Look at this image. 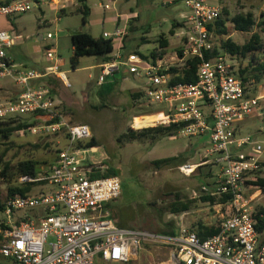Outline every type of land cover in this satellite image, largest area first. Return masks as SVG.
<instances>
[{
  "label": "built area",
  "instance_id": "built-area-1",
  "mask_svg": "<svg viewBox=\"0 0 264 264\" xmlns=\"http://www.w3.org/2000/svg\"><path fill=\"white\" fill-rule=\"evenodd\" d=\"M178 1L185 3L187 11L178 21L180 45L176 54L167 58L159 45L156 59L136 53L125 57L122 47L128 33L127 16L125 25L103 33L114 40V51L112 58L100 65L99 83L125 66L137 78L147 80L142 89L144 99L156 106L167 105L155 111H162L166 117L154 122L185 123L179 131L184 136L209 135L208 155L218 154L216 160L224 165L220 182L214 189L203 185L202 192L230 195L223 202L228 211L217 226L218 232L202 238L186 228L170 235L119 226L105 205L121 195V180L117 175L96 176L106 171V163L93 160L86 154L89 148L79 146L80 141L93 136L90 126L70 123L58 108L51 88L32 84L34 79L57 75L67 87L72 85L61 70L56 49H47L50 64L43 71L22 67L7 50L23 35L0 30V78L9 76L20 87L17 98L0 102V120L33 115L43 118L32 126L34 133L67 135L51 171L41 177L22 175L19 179L21 183H37L34 187L50 188L37 194L11 196L0 212V260H8L9 264H96L98 259L127 263L137 257L145 243L155 242L166 245L177 264H264V232L257 229L256 211L243 185L249 174L264 167V144L251 135H238L241 122L261 114L263 95L249 92L248 85L235 73L234 57L216 42L211 25L224 16L223 4L170 0ZM31 2L1 3L0 17L26 13L32 9ZM100 6L112 8L108 2ZM54 36L52 32L47 34V38ZM193 59H200L198 80L174 82ZM245 147L251 150L245 152ZM190 165L180 168L188 174L185 167Z\"/></svg>",
  "mask_w": 264,
  "mask_h": 264
},
{
  "label": "rangeland",
  "instance_id": "rangeland-1",
  "mask_svg": "<svg viewBox=\"0 0 264 264\" xmlns=\"http://www.w3.org/2000/svg\"><path fill=\"white\" fill-rule=\"evenodd\" d=\"M209 1L223 4V8L229 11V14L223 11L224 17L228 19V25H232L231 19L237 13L254 14L256 25L252 31L231 33L236 43L247 42L256 31L261 33L264 41V31L260 30L264 28L260 26L264 23V0ZM106 2L111 4V9L100 6V3ZM31 4V10L13 17V21L19 24L24 38L19 39L9 51L18 65L36 71L50 63L46 58L48 48H55L58 51L63 60L61 70L66 71L72 84L70 87H67L65 82L62 83V87L60 84L53 85L56 87L55 98L58 108L68 120L90 126L98 140V147L96 151L89 148L86 154L93 160H104L106 170L111 167L119 176L122 193L118 198L106 203L118 223L128 228L154 232L171 228L196 231L201 223L217 227L227 215L228 207L223 206L221 212H225V215L221 216L215 203L203 199L205 194L202 192V186L211 187L218 184L224 165L216 160L218 154L208 155L209 136L189 137L177 133L173 137H163L157 142H152V138L147 137L120 143L118 137L129 127L138 129L160 125L161 123L154 122L153 125L139 127L135 121L167 105L150 104L143 96L133 98L131 94L144 89L147 80L137 78L125 66L121 67L118 73L108 76L106 82L99 83L101 75L99 56L82 57L77 69L71 64V56L74 53L73 33L87 31L95 37H100L104 31L113 32L118 25H125L127 16H130V19L125 37L127 45L126 47L123 45V53L139 50L151 57V52L159 48L160 35L164 34L170 40L166 57L175 55L180 45L177 37L180 29L175 28L174 33L171 30L175 22L183 20L181 14L187 11L185 3L183 1L171 3L170 0H88L92 13L87 21H84L82 14L72 7L65 9V12L61 11L63 0H44L43 3L32 0ZM132 19L136 28L129 31ZM48 32L55 33V36L47 38ZM41 34L45 36L43 39L40 38ZM143 37H146L147 42H142ZM216 40L221 46V39ZM248 61L249 58L242 60L234 57L236 75L240 76V67L246 66ZM7 79L13 80L11 77ZM43 85L51 86L50 83ZM247 85L251 94L263 95L261 100L263 109L260 115L252 116L239 124L238 135H251L255 141L264 144V81L252 80ZM7 99L9 98L2 97L0 102ZM24 118L30 123L41 122L43 119L33 115H26ZM9 140L11 144H5L6 140L0 137V155L5 152V159L11 161L13 165L24 159L38 160L43 172L51 169V163L57 155L56 150L67 142L64 133L36 134L32 131V126L13 132ZM45 142H49L51 147L45 148ZM232 149L236 148L232 146ZM243 150L249 152L251 149L245 147ZM183 151L187 154L186 162L195 165L194 173L186 174L180 167L157 168L152 163L156 158L178 155ZM199 165H203L202 173L197 170ZM257 175L264 176V167L256 173L249 174L245 180L255 179ZM245 180L244 190L252 199L251 206L256 211L264 205V192L259 187L246 183ZM8 186L9 183L0 179L4 195ZM49 188L50 185H38L33 187L31 194ZM216 199L220 202L219 195ZM184 205L188 207L186 210H175L183 209ZM96 264L177 263L173 262L166 245L147 242L137 257L127 263H111L99 259Z\"/></svg>",
  "mask_w": 264,
  "mask_h": 264
},
{
  "label": "trees",
  "instance_id": "trees-1",
  "mask_svg": "<svg viewBox=\"0 0 264 264\" xmlns=\"http://www.w3.org/2000/svg\"><path fill=\"white\" fill-rule=\"evenodd\" d=\"M10 1V0H9ZM7 1V2H9ZM91 6L88 4V0H78V7L76 10L80 12L83 16L84 21H87L89 16L91 15ZM225 14H229L227 9H223ZM134 20H131V25H129V31H132L136 28ZM232 25H228V19L222 16L218 19L215 25H211V30L214 32L217 38L221 39V47L224 48L232 57H237L239 59L245 60L249 58V61L246 66H241L239 71V77L243 80L245 84L255 80L256 82L264 81V41L262 39L261 33L256 31L252 34L250 39L243 43L238 44L236 43L231 33L233 31H241V32H250L252 31L253 27L256 25V19L252 12L249 13H237L231 19ZM180 23L177 21L173 24V29L171 30L174 33L175 28H179ZM261 27L264 26V23L260 25ZM260 30L264 31V28ZM127 36V35H126ZM227 36V37H225ZM142 42H147L146 37L142 38ZM127 40H124V47H126ZM159 45L163 48V53L167 51V48L170 45V40L166 35L161 34L159 37ZM72 46L74 53L71 56V64L74 69L79 67L81 62V58L87 55H97L101 58V63L107 62L112 58V53L114 51V40L111 38H105L103 35L100 37L93 36L90 32L87 31H78L73 33L72 35ZM131 53H136L141 55L142 57L148 59L149 56L140 52L139 50L135 51H124L125 57H127ZM151 57L156 59L157 51L153 50L151 52ZM200 62V59H193L188 62V65L181 71V74L178 75L174 82H196L198 77L196 75L197 72V65ZM116 71L112 74L118 73ZM52 94L55 96L51 89ZM144 91L139 90L133 92L131 95L133 98H138L143 96ZM39 121L29 122L25 118H13L10 120H0V137L6 140L8 144L10 142V137L13 132L17 130L26 129L34 124H37ZM70 123H74L73 120H69ZM185 123H170V124H160L156 126H148L143 128L135 129L133 127H129L126 132L122 133L118 140L120 143L123 142H132L139 139L151 137L152 142H157L163 137L166 136H174L182 129ZM208 135V134H205ZM204 136V135H201ZM209 136V135H208ZM67 135H65V139ZM11 144V143H9ZM51 144L49 142H45V148H50ZM79 146L85 148H91L94 146H98V140L96 139L95 135H93L89 140L80 141ZM62 148V147H61ZM58 148V152L61 150ZM6 151V150H5ZM186 151L179 153L178 155L156 158L152 161L153 165L157 168L162 167H181L182 165L186 164L187 154ZM6 153L2 152L0 155V179H3L4 182L9 183L7 188L6 194L4 195L1 187H0V212H3L6 208V201L11 196L15 195H26L31 193L33 187L37 183H21L19 179L22 175H31L33 177H41L43 174L48 173L52 170L53 165L55 163L56 158L51 163V169L43 172L40 166V162L35 159H24L17 162L16 165H13L11 161L5 159ZM203 165L197 166V170L201 171V167ZM195 170L192 172L194 173ZM209 174V172L207 173ZM117 175L115 170L111 167L102 172L98 173L96 176H111ZM246 183L254 186L259 187L264 192V176L257 175L255 179L246 180ZM217 196L211 194H205L203 199L205 201L210 202H217ZM230 198V195H223L220 197V202H226ZM106 206V205H105ZM188 207L184 205L183 209L175 208L176 211L178 210H186ZM255 217L257 219V229L260 233L264 232V205L260 206L256 212ZM173 224V223H172ZM120 226V225H119ZM122 227V226H121ZM173 227V226H172ZM196 232L199 234L200 237L206 238L212 234L218 232V227L213 225H204L199 224L198 229ZM157 233L163 234H170L176 235L179 233L178 228L171 230H164ZM2 240V233L0 232V241ZM0 264H9L8 260H0Z\"/></svg>",
  "mask_w": 264,
  "mask_h": 264
},
{
  "label": "crops",
  "instance_id": "crops-1",
  "mask_svg": "<svg viewBox=\"0 0 264 264\" xmlns=\"http://www.w3.org/2000/svg\"><path fill=\"white\" fill-rule=\"evenodd\" d=\"M7 1H9V0H0V4L1 3H6ZM38 1H39V3H43L44 0H38ZM68 7H72L74 9H76L78 7V0H63V5L60 7L61 8V11L65 12L66 11L65 9H67ZM91 13H92V9H91ZM13 19H14L13 17L12 18L0 17V30H8V31L15 30L16 32H18V33H20V34L23 35V33L20 31L19 24L15 23L13 21ZM23 37H24V35H23ZM44 37L45 36L43 34L40 35V38L41 39H43ZM10 49L11 48H8V50H7L8 51V55L10 56V58L15 63H17L16 60L14 59V57L11 55V53L9 51ZM72 49H73V46H72ZM57 53H58V51H57ZM59 58L61 60V63H63V60L61 59L60 55H59ZM49 64L50 63H48L46 65H43L40 71H43L44 68L46 66H48ZM101 64L102 63L100 62L99 63V66ZM62 71L66 73V71H64V70H62ZM121 72H123V71H121ZM110 75H108V76H110ZM108 76L106 77V79H105L104 82L107 81ZM7 78H9V77L0 78V94H2L0 96V98L6 97V98H9L7 100H13V99L17 98V96L19 95V93H20V87L18 85H16L13 80H8ZM45 83H50L51 84L50 88L52 89L53 93L55 94L56 87H54V86L60 84V86L62 87L63 81L57 75H47V76L40 77V78H37V79L32 80V84L35 85V86H41V85H43ZM7 100H5V101H7ZM97 147L98 146H94L95 150H97ZM216 185L211 186L210 188L214 189ZM223 206H225V205H223V202H218V201L215 202V207L217 208L218 213H220L221 216L225 215V212H221V209L223 208ZM106 208L109 209L110 212L112 211L109 208V205H106ZM111 216L116 220V218L113 216V212H111ZM116 222H117L118 225L122 226L120 223H118L117 220H116ZM122 227L128 228L126 226H122ZM179 232H180V230H179Z\"/></svg>",
  "mask_w": 264,
  "mask_h": 264
},
{
  "label": "bare ground",
  "instance_id": "bare-ground-1",
  "mask_svg": "<svg viewBox=\"0 0 264 264\" xmlns=\"http://www.w3.org/2000/svg\"><path fill=\"white\" fill-rule=\"evenodd\" d=\"M166 116L162 112H154L151 114H148L144 116L143 118H138L135 121V124L137 126H144V125H153L154 121H160L161 119H164ZM195 170V165H190L188 167H185V171L188 174H191Z\"/></svg>",
  "mask_w": 264,
  "mask_h": 264
}]
</instances>
